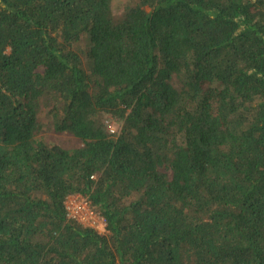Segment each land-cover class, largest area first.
Returning <instances> with one entry per match:
<instances>
[{"label": "trees", "instance_id": "16d2710c", "mask_svg": "<svg viewBox=\"0 0 264 264\" xmlns=\"http://www.w3.org/2000/svg\"><path fill=\"white\" fill-rule=\"evenodd\" d=\"M115 1L0 0V264H264V0Z\"/></svg>", "mask_w": 264, "mask_h": 264}, {"label": "built area", "instance_id": "2783aa9c", "mask_svg": "<svg viewBox=\"0 0 264 264\" xmlns=\"http://www.w3.org/2000/svg\"><path fill=\"white\" fill-rule=\"evenodd\" d=\"M69 216L77 218L81 223L98 229L100 232L106 231V221L100 215L92 211L87 201L79 195H72L67 199Z\"/></svg>", "mask_w": 264, "mask_h": 264}, {"label": "rangeland", "instance_id": "374dc122", "mask_svg": "<svg viewBox=\"0 0 264 264\" xmlns=\"http://www.w3.org/2000/svg\"><path fill=\"white\" fill-rule=\"evenodd\" d=\"M123 3L124 0H116L114 3L115 11H121ZM42 120L43 130L41 134L47 142L55 143L65 148H75L80 147L82 145L81 140L75 137L73 134L69 132H57L52 130L48 115H44L42 117ZM109 128H118V123L110 121Z\"/></svg>", "mask_w": 264, "mask_h": 264}]
</instances>
